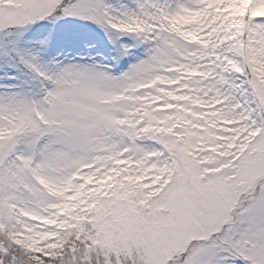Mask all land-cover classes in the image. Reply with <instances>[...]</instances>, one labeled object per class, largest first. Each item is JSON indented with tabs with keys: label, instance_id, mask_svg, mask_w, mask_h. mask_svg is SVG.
<instances>
[{
	"label": "snow or ice",
	"instance_id": "snow-or-ice-1",
	"mask_svg": "<svg viewBox=\"0 0 264 264\" xmlns=\"http://www.w3.org/2000/svg\"><path fill=\"white\" fill-rule=\"evenodd\" d=\"M66 17L135 60L18 46ZM0 37L35 82L0 92V264H264V0H0Z\"/></svg>",
	"mask_w": 264,
	"mask_h": 264
},
{
	"label": "rangeland",
	"instance_id": "rangeland-1",
	"mask_svg": "<svg viewBox=\"0 0 264 264\" xmlns=\"http://www.w3.org/2000/svg\"><path fill=\"white\" fill-rule=\"evenodd\" d=\"M107 2L111 5H113L114 8H118L119 5L126 3V0H107ZM69 19H75L74 17H68ZM86 22L88 25H90V28H84L82 25L76 27V29L74 31H71L70 35L68 37L62 36V38L59 40L58 42V49L54 47L53 50V54L52 56V61L53 64H51V61H45V64H49V68L53 67L55 63H57V55L56 54H63L66 57H71L72 58H67L65 59L64 57H62V61L58 62V63H74V64H80V65H91V64H99V65H103V66H107L109 68V70L111 71V68L115 65L116 60L118 58V53L115 47V51L114 48L112 47L111 44H109L110 40H109V35L108 37H105L103 35V29L99 28L97 29V31H95V29L98 27L97 25H95L94 23L90 22V21H84ZM48 32L49 29H45L44 33H43V29H40L39 31L34 32V34L32 35L34 36H38L40 33L42 34L40 36L39 39H36L37 42L39 40L45 39L48 36ZM45 34V36H44ZM36 40H32V38H30V41H28L29 45L26 46V48H30L35 47V48H39V44L35 43ZM4 40L0 39V42H3ZM127 42L124 41V43ZM56 56H55V55ZM2 54H0V92H3L5 89L4 85H11L12 89L14 90L15 88V80H13L14 78V71L13 68H10L7 70V72H5V69L3 67V59H2ZM136 58V56H135ZM135 58L131 61L133 62L135 60ZM42 59V56H41ZM42 62L43 59H42ZM7 74H10V76H6ZM10 78V79H9ZM29 89H32L31 86H29V84H26V91H28Z\"/></svg>",
	"mask_w": 264,
	"mask_h": 264
}]
</instances>
